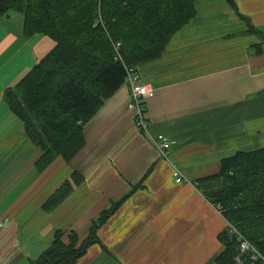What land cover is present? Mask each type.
<instances>
[{"label":"crops","instance_id":"0c3cea01","mask_svg":"<svg viewBox=\"0 0 264 264\" xmlns=\"http://www.w3.org/2000/svg\"><path fill=\"white\" fill-rule=\"evenodd\" d=\"M233 1L236 10L228 0H195V16L161 56L135 66L154 88L143 104L145 129L133 121L126 82L84 125L85 143L71 160L57 156L41 172V152L2 92L54 42L24 35L22 17L17 29L0 26V264H29L56 230L64 242L71 233L83 239L135 185L98 228L101 245L76 264H215L226 222L193 182L235 151L264 146V0ZM11 19L0 16V25ZM159 137L174 141L167 156L154 145ZM173 167L184 182L174 181ZM64 182L68 193L44 208Z\"/></svg>","mask_w":264,"mask_h":264},{"label":"trees","instance_id":"16d2710c","mask_svg":"<svg viewBox=\"0 0 264 264\" xmlns=\"http://www.w3.org/2000/svg\"><path fill=\"white\" fill-rule=\"evenodd\" d=\"M228 1L236 10L234 1ZM10 11L21 14L24 35L41 34L54 42L2 92L7 108L41 152L35 162L41 172L57 156L68 162L83 147L84 125L127 82V69L161 56L171 36L195 16V0H0V16ZM241 18L249 30L259 32ZM194 183L258 253L255 258L240 255L236 235L225 227L218 234L223 248L215 263L264 264V146L235 151L220 160L215 173ZM69 189L64 182L43 207L50 210ZM132 190L111 202L83 239L71 233L64 242L56 230L49 246L29 264H76L92 245H101L98 228Z\"/></svg>","mask_w":264,"mask_h":264},{"label":"built area","instance_id":"2783aa9c","mask_svg":"<svg viewBox=\"0 0 264 264\" xmlns=\"http://www.w3.org/2000/svg\"><path fill=\"white\" fill-rule=\"evenodd\" d=\"M127 83L130 86V106L134 108V123L138 128L145 129L146 122L144 120L143 114V104L144 102L153 96L154 88L150 82L144 81L141 76L137 73L134 68L127 69ZM170 140L166 138L159 137L158 141L155 142V147L158 150L159 154L167 156L168 150L170 148ZM172 175L176 183L184 182V178L179 173V171L173 167ZM215 208L220 212L219 205H216ZM3 220L0 219V229L3 226ZM230 233L236 235V240L238 242V249L240 255L242 254H251L252 258H255L258 253L254 247L239 233L233 226H229ZM237 261H240L239 256L236 257Z\"/></svg>","mask_w":264,"mask_h":264},{"label":"rangeland","instance_id":"374dc122","mask_svg":"<svg viewBox=\"0 0 264 264\" xmlns=\"http://www.w3.org/2000/svg\"><path fill=\"white\" fill-rule=\"evenodd\" d=\"M9 14H11V20L9 21L10 23L9 24H7V25H0V26H3V27H6V26H10V27H13V28H18V24H19V19H16V16H18V18H20L21 17V14L20 13H17V12H15V11H10L9 12ZM17 38L18 39H20L21 38V36H20V34H19V30H18V32H17ZM114 49H115V51H117L119 48H120V43L119 42H114ZM10 51V50H9ZM115 57H117L118 59L120 58V55L118 54V55H116ZM30 67H32V66H30ZM174 143V141H171L170 142V144H169V146H170V148H171V146H172V144ZM169 148V149H170ZM169 152V151H168ZM178 170V169H177ZM179 171V170H178ZM172 172H173V169H172ZM179 173H180V171H179ZM181 174V173H180ZM173 176V175H172ZM174 178V177H173ZM194 183V182H193ZM136 186V185H135ZM202 193V192H201ZM203 194V193H202ZM212 204V203H211ZM213 206H214V208H215V206L216 205H214V204H212ZM216 209V208H215ZM217 210V209H216ZM218 211V210H217ZM219 212V211H218ZM220 214H221V212H219ZM222 215V214H221ZM223 217V216H222ZM225 222H226V226L225 227H229L230 225L227 223V221L225 220ZM224 227V228H225ZM223 231V230H222ZM221 231V232H222ZM230 233V232H229ZM219 234V233H218ZM217 237H218V235H217ZM218 239H219V237H218ZM219 241L221 242V240L219 239ZM222 243V242H221ZM222 248H223V245H222ZM215 258V257H214ZM215 262V261H214ZM216 264V263H215Z\"/></svg>","mask_w":264,"mask_h":264}]
</instances>
